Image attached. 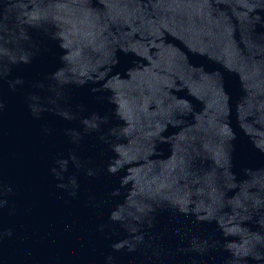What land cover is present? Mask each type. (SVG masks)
<instances>
[{"label":"water","instance_id":"95a60500","mask_svg":"<svg viewBox=\"0 0 264 264\" xmlns=\"http://www.w3.org/2000/svg\"><path fill=\"white\" fill-rule=\"evenodd\" d=\"M0 264H264V0H0Z\"/></svg>","mask_w":264,"mask_h":264}]
</instances>
